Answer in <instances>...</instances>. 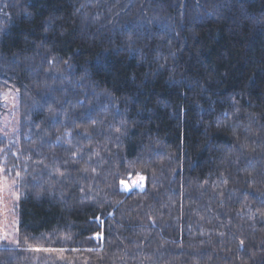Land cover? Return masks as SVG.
Instances as JSON below:
<instances>
[{"label":"trees","instance_id":"16d2710c","mask_svg":"<svg viewBox=\"0 0 264 264\" xmlns=\"http://www.w3.org/2000/svg\"><path fill=\"white\" fill-rule=\"evenodd\" d=\"M7 89L0 264H264V0H0Z\"/></svg>","mask_w":264,"mask_h":264},{"label":"rangeland","instance_id":"374dc122","mask_svg":"<svg viewBox=\"0 0 264 264\" xmlns=\"http://www.w3.org/2000/svg\"><path fill=\"white\" fill-rule=\"evenodd\" d=\"M20 129V95L17 90L7 89L0 91V137L8 141L18 136ZM131 184V185H130ZM124 182L122 187H140L141 177L135 178L132 183ZM19 191L7 170L0 163V243L14 244L18 241Z\"/></svg>","mask_w":264,"mask_h":264},{"label":"snow or ice","instance_id":"6c2138e0","mask_svg":"<svg viewBox=\"0 0 264 264\" xmlns=\"http://www.w3.org/2000/svg\"><path fill=\"white\" fill-rule=\"evenodd\" d=\"M128 43H129V45H132V44L135 43V41H134L131 37H129V38H128ZM141 179H143V177H141ZM240 243H241V245H242L244 242L241 241ZM45 250L47 251V249H45ZM61 251H62V250H61Z\"/></svg>","mask_w":264,"mask_h":264}]
</instances>
